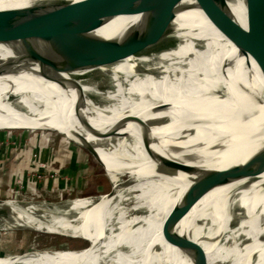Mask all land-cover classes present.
I'll return each instance as SVG.
<instances>
[{
    "label": "bare ground",
    "instance_id": "6f19581e",
    "mask_svg": "<svg viewBox=\"0 0 264 264\" xmlns=\"http://www.w3.org/2000/svg\"><path fill=\"white\" fill-rule=\"evenodd\" d=\"M43 1L56 0H0V10ZM251 5L264 10L262 3L229 0L226 10L215 11L247 28L248 22L259 20ZM138 20L122 16L99 28L27 35L0 44V130L57 129L81 146L92 145L105 170L121 184L130 183L124 194L111 200L85 199L62 212L38 205L25 210L23 204L8 202L0 206L9 214L5 228L78 240L109 238L112 212L129 192H139L138 200L152 212L142 226L123 221L121 232L111 238L114 243L93 249L92 260L91 250L82 249L81 254L58 253V258L45 260L26 259L25 253L0 264H83L87 258L90 264H192L184 245L189 239L204 248L210 264H264V166L249 162L264 150V131L230 150L214 152L231 130L244 131L245 112L264 121V96L253 97L255 89L264 93L257 45L233 44L195 0H182L168 17L180 42L173 51L136 37L131 31ZM102 39L117 41L133 56L120 59ZM100 79L115 82L116 93L94 95L91 83ZM79 105L96 130L111 131L130 116L143 119L147 130L128 122L120 132L128 138L97 139L77 119L74 108ZM192 168L218 172L178 223L183 239L170 245L162 225L198 179L189 172ZM238 217L243 225L220 244L231 219ZM222 251L233 257L216 263Z\"/></svg>",
    "mask_w": 264,
    "mask_h": 264
},
{
    "label": "water",
    "instance_id": "95a60500",
    "mask_svg": "<svg viewBox=\"0 0 264 264\" xmlns=\"http://www.w3.org/2000/svg\"><path fill=\"white\" fill-rule=\"evenodd\" d=\"M181 1L182 0H56L51 2H38L26 7L4 9L0 10V44L8 43L13 39L21 38L27 35L72 34L73 32H77L82 27L86 26L99 28L104 22L113 20L117 17L139 16L137 26L131 32L136 37L142 39L151 46L159 47L165 51H173L179 47L180 42L174 35L175 29L168 20V17L172 15L175 10V6ZM195 1L209 21L233 44L255 43L261 54V65H264V10L251 5V11L258 15L259 20L248 22L247 28H244L233 19L225 16L223 13L219 14L215 11L216 9L226 10L229 0ZM250 1H254L257 4H264V0ZM102 42L110 48L111 51L118 55L120 59L130 58L133 56L130 51L117 41L102 39ZM28 59L29 62L38 63L34 58L27 57V60ZM38 64L42 67L41 63ZM255 96L260 97L261 99L264 96V93H261V89H255L253 97ZM84 110L85 107L83 105H79L74 108L77 119L86 127L88 132L93 137L100 140L128 138L126 135H122V133H120L122 127L128 122H135L144 128V130H147L148 127L147 123H145V121L140 117L130 116L123 118L120 125L111 131H99L90 125ZM243 118L245 119L244 122L247 124L244 131H239L238 134H233V130H231V133L228 134V138H224L223 140V147L217 148L214 152L230 150L229 147L234 148L236 142L238 145L246 141L248 138L264 131V121L261 117L252 118L248 112H245ZM26 131L31 132L29 129L0 130V132ZM38 132L56 133L65 137V134L51 128L42 129ZM146 135L147 134L144 133L143 136L145 137ZM75 136L78 139L86 140V137H84L81 133L75 132ZM66 139L87 150L105 169L104 163L102 162L97 150L92 145L87 144L81 146L72 139ZM214 155L217 156V154L213 153L212 157ZM249 162L256 165V167L264 166V150L252 157ZM166 164L169 165V162L166 161ZM189 172L198 176V179L187 189L180 203L173 207L162 225V235L166 242L170 245L177 244L183 239L182 235L176 230L178 223L186 215L194 197L202 186L208 180L212 179L217 174L218 170L192 168ZM110 184V188L103 195H101L100 198L107 197L111 200L118 194H124L130 186V183L127 181L119 186H116L111 181ZM11 201L17 202L21 205L23 204L22 202L15 200H0V206ZM62 237L70 238L69 236ZM83 241L86 242V247L84 249H86V251L91 250L92 252V254L88 257L92 260L94 257L93 244L89 240ZM184 245L185 251L192 260V264H210L206 251L196 242L189 239L184 243ZM45 251L52 252L51 250ZM59 251L65 250H57L53 252ZM229 254L230 253L226 251L220 252V256L215 262L217 263L233 257V255L231 256ZM88 258L83 264H90V260ZM251 258L253 259L256 257L255 255H252ZM172 263L176 264V262Z\"/></svg>",
    "mask_w": 264,
    "mask_h": 264
},
{
    "label": "rangeland",
    "instance_id": "374dc122",
    "mask_svg": "<svg viewBox=\"0 0 264 264\" xmlns=\"http://www.w3.org/2000/svg\"><path fill=\"white\" fill-rule=\"evenodd\" d=\"M91 85L94 88V95L98 97L106 96L110 93L114 94L118 89L116 83L109 79L96 80L93 81ZM39 130L42 129L33 128L30 130L31 132H0V136L3 134L11 137L13 134L16 135V133H20L21 135H30V137L36 135L39 136L41 140L44 139L45 141H43L47 146L54 149H57V147L63 146L64 144L72 143L74 147H77L84 155H86L87 165L90 167L92 166V172L90 174H84L85 181L82 183V187L76 185L75 188L70 187L66 190H45L42 185H30L32 180H29L30 182L28 181L30 183L28 185L27 181L22 176V173L17 172L11 166L7 168V171L4 168H0L1 201L15 200L22 202V206L25 210H31L30 205H38L48 211L62 212L69 209V206L67 205L75 204L85 199H88L91 202L97 201L100 196L110 188V181L116 186L121 185L118 181L119 179H116L113 172L111 170L109 172H105L103 166L92 154L84 148L67 140L66 138L71 139L69 136L65 134V138L64 136L56 133L38 132ZM4 145L5 142H3L2 138H0V156L2 155V148ZM38 158L39 156L35 155L32 161L36 162ZM127 178L128 177H126V179ZM21 185L22 187H20ZM138 195L139 192H129L122 197L116 208H114L110 218V227L108 231L109 238L90 239L89 241H91L94 245L93 249L109 245L111 246L114 243L112 239L121 232L123 221L137 222V226L145 224L147 217H149L152 212L147 208L144 201L138 200ZM8 217L9 214L7 211L0 209L1 263L14 261L16 257L24 255L25 252H27L26 259H32L33 257L38 256L41 260H45V258L56 259L58 258V253L68 256L69 252H72L73 254H81L84 252L81 251L86 247V242L83 240L38 233L29 230L7 229L5 228L3 222L8 219ZM242 225V219L240 217L232 218L229 223V230L221 237L220 244H226L228 240L227 237L229 236L228 233L237 231ZM243 239H245V237ZM45 250H51L52 252ZM57 250L65 251L53 252Z\"/></svg>",
    "mask_w": 264,
    "mask_h": 264
},
{
    "label": "crops",
    "instance_id": "0c3cea01",
    "mask_svg": "<svg viewBox=\"0 0 264 264\" xmlns=\"http://www.w3.org/2000/svg\"><path fill=\"white\" fill-rule=\"evenodd\" d=\"M0 138L5 142L0 156V168L7 171L11 166L22 173L28 185L29 180H32L30 185H42L45 190H66L70 187L75 188L76 185L82 187L85 181L84 174L92 172V166L87 165L86 155L72 143L54 149L36 135L30 137L16 133L9 137L2 134ZM35 155L48 165L47 170L37 172L35 162L32 161ZM36 173L40 174L42 179H36L34 177Z\"/></svg>",
    "mask_w": 264,
    "mask_h": 264
},
{
    "label": "built area",
    "instance_id": "2783aa9c",
    "mask_svg": "<svg viewBox=\"0 0 264 264\" xmlns=\"http://www.w3.org/2000/svg\"><path fill=\"white\" fill-rule=\"evenodd\" d=\"M35 168L37 169V172H39L40 170H47L48 165L46 163L41 162L40 159H37V161L35 162ZM34 177L36 179H42V176H40V174H37V173L34 174ZM20 187H22V185Z\"/></svg>",
    "mask_w": 264,
    "mask_h": 264
}]
</instances>
